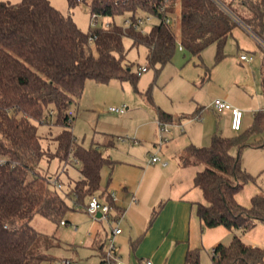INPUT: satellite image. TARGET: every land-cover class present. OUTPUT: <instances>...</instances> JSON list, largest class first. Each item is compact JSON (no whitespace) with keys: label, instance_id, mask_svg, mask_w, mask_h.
Masks as SVG:
<instances>
[{"label":"trees","instance_id":"obj_1","mask_svg":"<svg viewBox=\"0 0 264 264\" xmlns=\"http://www.w3.org/2000/svg\"><path fill=\"white\" fill-rule=\"evenodd\" d=\"M90 7L98 17L108 18V25L86 32L50 0H0V264H39L48 259L52 239L30 221L41 214L60 224L74 207L68 197L86 208L91 196H105L117 215L123 214L110 193L99 192L101 169L113 162L104 149L114 146L120 136L104 133L101 142L79 143L69 108L83 94L87 79L116 78L137 86L141 74L126 61L125 37L148 47V62L157 71L173 61L179 45L201 58L205 48L216 44L215 59L221 61L238 25L236 18L264 40V0H91ZM147 14L157 19L151 29L135 27L137 18ZM175 16L180 18L178 31L173 26ZM126 18L131 19L130 26H125ZM210 70L206 66V78ZM147 94L154 103L150 87ZM158 111L160 123L174 121L171 112L160 107ZM51 116L62 127L53 136L54 151L43 145L38 130V122L53 123ZM257 134L259 142L252 141ZM262 141L264 147V109L246 130L231 136L215 132L208 145L191 143L179 155L184 165H205L195 176L206 200L197 203L204 227L224 225L234 233L230 242L213 248L212 264H264V247L242 237L258 223L264 224V189L252 196L249 206L236 198L256 180L242 163L243 148ZM46 156L79 161L80 176L65 195L40 167ZM184 264H201V249L190 248Z\"/></svg>","mask_w":264,"mask_h":264},{"label":"crops","instance_id":"obj_2","mask_svg":"<svg viewBox=\"0 0 264 264\" xmlns=\"http://www.w3.org/2000/svg\"><path fill=\"white\" fill-rule=\"evenodd\" d=\"M233 35L238 39L239 56L242 52L252 55L250 60L242 61L240 57L238 58L242 66L236 63V66L245 71V74L237 79L244 81L245 86L243 89L241 87V90L245 94L252 95V103L245 105L242 99L230 92L231 87L223 88L216 98H223L233 106L241 108L244 117L243 108H247L250 119L245 120V128L242 130L244 131L252 124L256 113L264 109V51L243 24L238 23L233 29L231 36ZM185 51L183 46L178 47L173 60L176 55ZM259 51L262 57L261 63L257 57ZM177 60L181 63L180 56ZM221 66L222 63L210 70L208 79L212 84L218 80L217 71ZM204 67L205 71L201 70L198 64H184L179 69L178 75L184 81L193 83L203 72H206V66ZM235 81L239 80L227 83V87L235 86L237 83ZM222 85H226V82ZM194 98V106L191 108L192 117L189 116L191 112L188 113L191 106L174 109L176 111L174 112L172 108L155 104L158 124V107L168 112L173 111L171 113L174 115V121L167 123L170 131L165 133L168 138L166 141L160 142L158 136L154 142L147 141L138 148L135 145L139 144L137 140L132 141L134 144H126L124 143L126 141L121 139L123 143L120 146L123 149L120 153L114 154L113 162L109 164L112 171L102 189L107 194L114 193L117 206L123 210L120 221L122 232L114 235L115 223L103 217H94L86 208H81L86 213L81 221L74 222L66 217L63 220L65 223L58 224L53 234L46 233L52 239L51 246L46 251L49 258L39 264H58L62 259H70L74 264H103L111 236L115 238L117 254L127 264H146L148 260H151L152 264H184L190 248H200L201 253L203 251L211 255L213 248L219 242L228 243L232 240L234 235L232 230L224 225L204 227L197 213V203H205L206 200L202 189L195 184V176L205 168V165L200 162L184 165L179 158L191 143L199 145L203 141L205 143L207 139L211 141L212 135L220 132L215 129L210 119L213 117L212 111L218 117H221L225 111H215L211 106L212 100L206 105L200 97L194 96ZM226 111L231 121V112ZM195 117L204 118L198 121ZM117 142L104 150L117 147ZM153 156H158L159 160L152 162ZM108 157L110 158V155ZM259 190V186L247 183L237 193L236 198L241 204L249 206L252 196ZM101 198L105 199V196ZM157 208L159 210L153 218V212ZM117 213V210H113L114 215ZM242 237L250 244L264 247V224L258 223Z\"/></svg>","mask_w":264,"mask_h":264},{"label":"rangeland","instance_id":"obj_3","mask_svg":"<svg viewBox=\"0 0 264 264\" xmlns=\"http://www.w3.org/2000/svg\"><path fill=\"white\" fill-rule=\"evenodd\" d=\"M11 1L17 2L18 0ZM50 1L64 14L70 15L78 26L86 32L97 26L105 25V23L109 21L108 18L100 16L98 18V25L94 26L92 24L91 0H82L74 4H70L69 0ZM117 21L122 22L123 17H118ZM156 21L157 19L154 18L147 22L144 25V30L149 31ZM173 26L177 31L179 30L180 18L178 16H175ZM237 42L238 39L234 35L229 37L224 48L226 57L220 62H216L215 59L217 46L216 44H211L204 49L201 58L193 56L188 51L180 52L182 54L176 55L173 62L157 71L156 68L151 66L148 62V47L144 44L134 45L132 38L125 37L124 46L126 50V61L131 65L133 71H137V68L142 65L148 64L149 67L140 75L137 86L130 80H120L116 78L109 82H98L94 79H87L83 94L76 97L69 108V113L73 118V131L77 141L85 146H90L93 142H101L104 133H114L120 136L117 147L104 150V153L108 156L110 155L112 159L114 154L120 153L123 149V147H121V143H123L121 139H124V141H126L124 143L126 144H131L132 141L137 140L139 144L135 145L139 148L141 145H145L147 141L154 142L155 139L160 136V125L158 124L155 104L161 105L162 107L164 105L173 110H177V108L181 109V107L185 108V106L188 105V107L191 106V109L192 106H194V96L200 97L204 101L203 104L207 105L208 102L216 98V95H218L223 88L231 87L230 92H232L234 96L242 99L245 105H250L253 97L250 94H245L243 90H241V87L243 89L245 83L237 79L245 74L242 68L236 66V63L242 66L238 61L240 50L237 47ZM260 53L259 51L257 57L258 61L261 63L262 57ZM179 56L181 63H178L177 60ZM225 59L227 62H225ZM202 62L204 65H202ZM220 63H222V66L219 68V71H217L218 80L214 82V84L209 81L210 79L206 78V72H203L199 79L193 83L184 81L178 75L179 69L184 64H198L203 71H205L204 66H208L212 71V69ZM252 78L251 76V80L253 81L254 79ZM219 80L221 82H219ZM234 80L239 81H235L237 82L235 86L232 87L230 85L227 87V83L229 84ZM223 82H226V85L223 86ZM149 87L151 88L154 103L148 98L147 90ZM111 106H123L126 110L124 113H116L110 110ZM243 109L245 110V117L241 131L245 128V120L250 119L247 108L245 107ZM175 110L174 112H176ZM192 111L193 109L188 111V113L191 112L189 113L190 117L193 116ZM225 112L227 111L225 110ZM225 112H223L221 117H218L215 112L212 111L213 117L210 120L214 123L215 129L224 132L226 136H231L238 131L231 128V121L228 119ZM51 118L53 120L51 124L38 122V130L42 135L43 145L54 151L56 142L53 136L59 133L62 127L60 124L54 122V116H51ZM195 118L201 121L204 117ZM260 139L261 135L257 134L251 140L259 142ZM209 143L210 141L207 139L205 143L203 141V143L199 145H208ZM262 143L263 141L255 145H248L244 147L242 151L243 165L256 176V180L249 182L248 185L259 186V192L264 189V147ZM233 152L236 153L237 150L233 149ZM40 167L52 177L53 182L57 180L62 183V187L57 188L63 195H65L72 180L80 176V167L74 158L65 162L59 161L56 157L49 158L46 156L41 160ZM110 171L112 170L109 164H105L101 169L102 188L108 180ZM67 200L71 206L74 207L67 212L66 217H69L74 222L81 221L86 213L81 210L79 204L75 203L74 198L68 197ZM30 222L38 230L48 234H53L58 227L56 222L41 214L34 215ZM61 227L65 228L66 226ZM201 264H211V255L209 253H204L202 251Z\"/></svg>","mask_w":264,"mask_h":264},{"label":"built area","instance_id":"obj_4","mask_svg":"<svg viewBox=\"0 0 264 264\" xmlns=\"http://www.w3.org/2000/svg\"><path fill=\"white\" fill-rule=\"evenodd\" d=\"M78 1H82V0H78ZM98 18H99L98 15L93 12L91 15V19H92V24L94 26L98 25V23H99ZM152 19H153L152 14L140 16L137 18V22L134 23V25H135V27L141 28L143 31H145L144 25L147 22L151 21ZM236 19H237V22L243 24V26L249 31V33L258 41V43L262 47V50L264 51V40H262L260 37H258L250 29V27L248 25H246L242 20H240L239 18H236ZM165 21L167 23H170L172 21V19L170 16H167L165 18ZM124 24H125V26H130L132 24L131 19L126 18L124 20ZM106 25H108V23H106ZM89 41L93 44L95 41V36L91 35ZM179 47L182 48V45H179ZM239 57L242 61L252 59V55H250L247 52H242ZM147 69H148L147 65L142 66L138 69V73L141 74L142 72L146 71ZM211 106L215 111H218V112H223L225 110H229L231 112V127H232V129L236 130V131L241 130V128L243 126V117H244V111L241 108L233 106L227 100L220 98V97L215 98L213 100ZM110 110L113 112H116V113H124L126 109L123 106H111ZM159 125H160L159 140H160V142H164L168 139L167 136H165V133L169 132L170 129H169L167 123H162V122L160 123L159 122ZM157 160H159L158 156H153L151 159L152 162H155ZM76 163H79V161L76 160ZM54 182L57 185V187H62V183H60L59 181L55 180ZM111 195L114 198V200H116L115 194L111 193ZM86 210L88 213H90L94 217H96V214L98 212H102L103 218L115 223L116 228L113 231L114 235L122 232V228L120 227V221L123 217V214L114 215L111 205L105 199H102L99 195H93L89 198L87 206H86ZM62 223H65V221H62ZM58 264H74V263L70 259H62V260H59ZM103 264H127L117 254L114 236H111L108 240L107 249H106V252H105L104 258H103ZM146 264H152V261L148 260L146 262Z\"/></svg>","mask_w":264,"mask_h":264},{"label":"water","instance_id":"obj_5","mask_svg":"<svg viewBox=\"0 0 264 264\" xmlns=\"http://www.w3.org/2000/svg\"><path fill=\"white\" fill-rule=\"evenodd\" d=\"M96 216H97V217H102V212H98V213L96 214Z\"/></svg>","mask_w":264,"mask_h":264}]
</instances>
